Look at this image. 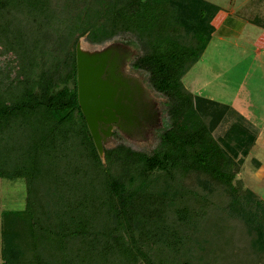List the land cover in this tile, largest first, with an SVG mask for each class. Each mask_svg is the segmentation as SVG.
<instances>
[{"label": "trees", "instance_id": "obj_1", "mask_svg": "<svg viewBox=\"0 0 264 264\" xmlns=\"http://www.w3.org/2000/svg\"><path fill=\"white\" fill-rule=\"evenodd\" d=\"M219 10L0 0V178L26 187L23 209L1 210L0 264H264V201L237 177L256 130L182 83ZM81 37L136 45L130 67L166 98L153 146L97 151L77 101Z\"/></svg>", "mask_w": 264, "mask_h": 264}, {"label": "rangeland", "instance_id": "obj_2", "mask_svg": "<svg viewBox=\"0 0 264 264\" xmlns=\"http://www.w3.org/2000/svg\"><path fill=\"white\" fill-rule=\"evenodd\" d=\"M221 7V14L230 12L245 21L239 37L212 35L199 60L182 78L183 85L195 94L232 105L237 111L244 110L253 125L256 145L244 157L237 177L245 187L256 192L264 201V62L254 53L255 48L264 49V27L251 21L256 17L264 23V0H209ZM81 49L88 53L105 49H117L122 55L121 73L132 77L140 88L141 99L147 113L130 129H119L116 136H107L103 145L110 147L124 141L136 149L154 145L157 133L167 125L165 96L155 92L144 74L130 67L137 51L133 42L126 45L119 38L102 44H92L84 37L78 40ZM264 59V57H263ZM264 61V60H263ZM234 100L235 104L230 103ZM259 162L258 165L253 160ZM26 187L21 179L0 178L1 209H23Z\"/></svg>", "mask_w": 264, "mask_h": 264}, {"label": "water", "instance_id": "obj_3", "mask_svg": "<svg viewBox=\"0 0 264 264\" xmlns=\"http://www.w3.org/2000/svg\"><path fill=\"white\" fill-rule=\"evenodd\" d=\"M121 55L117 49L88 53L75 46L77 101L99 152L113 126L130 129L139 123L136 96L139 88L129 84L118 70Z\"/></svg>", "mask_w": 264, "mask_h": 264}, {"label": "crops", "instance_id": "obj_4", "mask_svg": "<svg viewBox=\"0 0 264 264\" xmlns=\"http://www.w3.org/2000/svg\"><path fill=\"white\" fill-rule=\"evenodd\" d=\"M221 10L222 9L220 7V10L217 12V14L212 19V25H213L214 29H213V32L211 34V37H212V35L217 34L220 37L226 36V35L227 36H233L234 35V36H236L238 38L240 33H241V31L245 28V21L244 20H240L239 18L235 17L233 15V13L230 14V12L226 13L225 15H222L221 14ZM256 16L257 15H255L251 19V21L253 23H255L254 20L257 18ZM253 51H254L253 54L258 56V58L261 59L262 62H264L263 61L264 60L263 59V57H264V49L258 47V48H255ZM230 103H233V105L235 104L234 100H231ZM238 112L240 114H242L246 119H248L247 116L244 115L245 114L244 110H240V111L238 110ZM258 136H259V133L257 135V138L255 140V144L254 145H256V141L258 139ZM1 210H3V209H1V206H0V229H1ZM0 263H1V257H0Z\"/></svg>", "mask_w": 264, "mask_h": 264}, {"label": "flooded vegetation", "instance_id": "obj_5", "mask_svg": "<svg viewBox=\"0 0 264 264\" xmlns=\"http://www.w3.org/2000/svg\"><path fill=\"white\" fill-rule=\"evenodd\" d=\"M121 58H122V55H121ZM120 58V60H119V66H121L120 64H121V59ZM118 66V70H119V67ZM120 71V70H119ZM125 78H128V82H129V84L133 87V85L134 84H136L137 85V82H135V80H133L132 79V77H129V76H127V75H125V74H123V73H121ZM138 86V85H137ZM138 88H139V86H138ZM136 106H137V111H138V113H139V116H138V118L140 119V118H144V116L146 115V113H147V110H146V104H145V102L141 99V93H140V88H139V92L137 93V96H136Z\"/></svg>", "mask_w": 264, "mask_h": 264}]
</instances>
